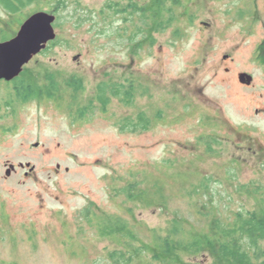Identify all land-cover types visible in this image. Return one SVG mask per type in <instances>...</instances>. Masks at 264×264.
Returning a JSON list of instances; mask_svg holds the SVG:
<instances>
[{
  "label": "rangeland",
  "instance_id": "rangeland-1",
  "mask_svg": "<svg viewBox=\"0 0 264 264\" xmlns=\"http://www.w3.org/2000/svg\"><path fill=\"white\" fill-rule=\"evenodd\" d=\"M174 1L166 6L177 24L155 33L152 48L139 49L129 40L137 16L125 24L108 6L143 0H72L55 14L58 43L22 75L43 86L54 77L55 97L21 103L10 93L14 85L0 81V264H113L109 252L122 241L99 237L83 218L88 207L125 219L150 244L174 219L205 230L218 214L257 208L253 191L264 192V66L256 47L264 32L246 35L232 18L240 5L248 15L255 3ZM53 4L39 0L22 16L53 14ZM0 19L6 38L14 37L18 20L2 9ZM244 73L254 77L251 86L241 82ZM75 80L79 91L69 86ZM132 81L142 86L132 105L112 98L102 110L99 84ZM82 108L90 109L85 116ZM141 113L150 127L128 129L127 120L138 123ZM206 177L210 190L193 192ZM131 183L140 190L134 200L120 193ZM197 260L214 262L208 252ZM132 264L159 263L145 255Z\"/></svg>",
  "mask_w": 264,
  "mask_h": 264
},
{
  "label": "trees",
  "instance_id": "trees-1",
  "mask_svg": "<svg viewBox=\"0 0 264 264\" xmlns=\"http://www.w3.org/2000/svg\"><path fill=\"white\" fill-rule=\"evenodd\" d=\"M50 1L55 4L51 7V11L56 14L72 0ZM169 1L171 0H143L144 5L142 6L139 3L131 2L124 9L119 8L118 5L108 6V9H114L112 13L115 17H124L125 24L137 16L139 22L132 26V35L129 38L130 47L141 48L147 43L152 48L155 44V33H163L178 22L174 9H168L166 6ZM37 2L39 0H0V10L14 15L18 20V26L21 27L25 20L31 16L23 17V11ZM174 5L178 6L179 2L174 1ZM17 17L22 18L18 19ZM3 24L6 23L0 19V42L13 38H6ZM175 33L177 38L181 37L179 29H176ZM57 43L55 41L52 45ZM49 49L50 47L47 50ZM25 73L26 70L15 80L8 82L14 85L10 92L13 98L21 103L43 98L52 99L60 91L59 84L54 77L49 76L48 84L43 86L37 81L23 79L22 75ZM126 83L99 84L96 102L102 104V110L109 107L112 98L121 100L126 106L135 102L142 86L133 81ZM69 86L74 91L82 89V84L78 80L73 81ZM89 110L82 108L80 116H85ZM136 119L138 123L134 119L127 120L130 122V125H127L128 129L141 128L144 130L150 127L149 119L144 114L141 113ZM211 181L213 179L206 177L193 192L198 194L200 191H209ZM115 192L117 193L116 189ZM139 192L138 184L131 183L124 187L120 193H123L128 200H134L139 196ZM253 196L257 204L256 209L235 212L230 217L218 214L219 217L208 221V228L205 230L191 229L182 221L174 219L166 235L157 238L153 244L139 238L129 222L119 216L98 215L92 212L91 207H88L83 212V218L90 226H97L96 231L99 237L115 238L122 241L123 247L120 250L109 252L113 264H132L134 260L145 255H150L159 264H204L197 259L205 256L207 252L214 258L212 264H264V192L261 188H257L253 191ZM187 257L192 258L187 260Z\"/></svg>",
  "mask_w": 264,
  "mask_h": 264
},
{
  "label": "water",
  "instance_id": "water-1",
  "mask_svg": "<svg viewBox=\"0 0 264 264\" xmlns=\"http://www.w3.org/2000/svg\"><path fill=\"white\" fill-rule=\"evenodd\" d=\"M56 20L55 14L45 11L34 13L25 20L13 38L0 42V80L11 82L18 78L35 56L56 41ZM240 80L243 84L251 85L253 77L244 73ZM14 169L12 166L8 176Z\"/></svg>",
  "mask_w": 264,
  "mask_h": 264
},
{
  "label": "flooded vegetation",
  "instance_id": "flooded-vegetation-1",
  "mask_svg": "<svg viewBox=\"0 0 264 264\" xmlns=\"http://www.w3.org/2000/svg\"><path fill=\"white\" fill-rule=\"evenodd\" d=\"M253 1H254L255 5H253L251 10H248L249 11L248 15L246 14V12L244 10H241L243 7H242V5H240V7L236 8V13L233 14V16H232L233 21H235L234 22L235 25H238V24L242 25L241 23H243L244 25H242V29H240V30H242L244 32V34L250 35V36L255 35L256 32H258V31L264 32V12H262L258 9V3L260 0H252V2ZM259 29H262V31ZM49 47H50V44L48 45L47 49ZM46 50L42 51V53H44ZM256 53H257L256 57H257L258 63L260 65L264 66V39L256 47ZM0 81H2V80H0ZM253 82H254V77H253ZM253 82H252V84H253ZM244 85H246V84H244ZM251 85H246V86H251ZM14 170H12V171H14Z\"/></svg>",
  "mask_w": 264,
  "mask_h": 264
}]
</instances>
